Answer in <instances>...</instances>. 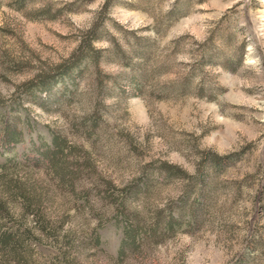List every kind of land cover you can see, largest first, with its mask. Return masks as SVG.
Here are the masks:
<instances>
[{
    "label": "rangeland",
    "instance_id": "rangeland-1",
    "mask_svg": "<svg viewBox=\"0 0 264 264\" xmlns=\"http://www.w3.org/2000/svg\"><path fill=\"white\" fill-rule=\"evenodd\" d=\"M0 264H264V0H0Z\"/></svg>",
    "mask_w": 264,
    "mask_h": 264
}]
</instances>
